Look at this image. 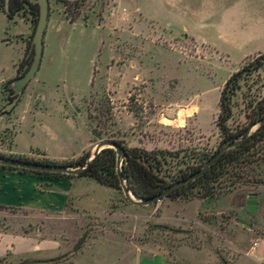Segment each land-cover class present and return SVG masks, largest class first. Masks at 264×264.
Wrapping results in <instances>:
<instances>
[{"label":"rangeland","instance_id":"374dc122","mask_svg":"<svg viewBox=\"0 0 264 264\" xmlns=\"http://www.w3.org/2000/svg\"><path fill=\"white\" fill-rule=\"evenodd\" d=\"M51 1L61 5L53 8L54 19L63 21L61 14L69 23H76L57 28L59 38L41 56L34 79L44 78V92L49 97L57 93L60 106L76 116L81 129L73 144L86 143L85 123L91 141L85 153L100 141L168 152L172 157L164 166L167 181L203 165L220 146L216 120L224 82L264 54L241 61L253 48L263 50L264 46L239 47L243 17L232 7L233 2L196 0L177 12L161 3L152 13L132 11L126 17L123 10L114 11L116 4L109 0ZM17 15L30 19L22 11ZM15 31H23L21 23ZM2 45L0 42V77L7 78L15 50ZM108 47L113 52L110 58ZM127 59L130 63L123 66ZM23 72L16 71L15 78ZM243 77L230 100L227 124L232 128L246 125L250 101L264 99V66ZM6 82L2 84L1 108L11 101ZM54 107L51 103L46 106L43 125L65 134L63 116ZM27 120L20 125L21 142L57 147L36 127L30 139ZM5 136L3 131L1 137ZM97 186L96 190L90 184L79 187L80 198H69L67 209L59 214L0 208V235L29 234L54 240L58 252L50 258H55L70 253L86 232L78 250L57 264H136L139 258L178 250L212 258L214 264H232L240 255L264 250V161L248 181H237L211 197L197 196L194 189L188 198L134 206L121 190ZM248 201H254L253 212L246 210ZM254 242L261 243L259 250L253 248ZM20 262L0 259V264Z\"/></svg>","mask_w":264,"mask_h":264},{"label":"crops","instance_id":"0c3cea01","mask_svg":"<svg viewBox=\"0 0 264 264\" xmlns=\"http://www.w3.org/2000/svg\"><path fill=\"white\" fill-rule=\"evenodd\" d=\"M116 5L114 11H124L126 17H130L132 11L145 13L156 11L161 8V3L168 10L181 11L189 3L196 0H109ZM201 1V0H200ZM204 2H217L220 0H203ZM225 2V0H223ZM232 7L238 8V15L243 17L240 25L242 31L241 42L239 47L248 48L253 43H263L264 46V3L259 0H231ZM49 13L48 21L43 36L42 57L49 52L53 41L59 38L58 27L63 29L67 24L74 25L76 22L69 23L61 17L63 21L54 19L53 8L59 9V3H53L48 0ZM231 7V8H232ZM192 8V6H191ZM28 14V13H27ZM29 15V14H28ZM18 23L23 26V31L17 33L15 27ZM56 24V25H55ZM98 28V26L96 27ZM60 30V29H59ZM30 19L22 18L17 14L12 19L7 17L0 10V42L3 48L8 51H14V57L10 59V71L7 78L0 77V155L9 157H24L33 159H47L54 162H63L77 159L87 152L91 141L90 132L85 123L84 128L87 132L86 143L82 145L73 144L74 137L80 132L79 123L76 122V116H71L70 111L60 106V100L57 93L53 96L47 95L43 90L45 83L44 78H35L30 80L22 94L19 96L17 103L8 112H3L2 107V84L15 78L17 65L23 58L26 45L31 36ZM258 50V46L253 48L249 54L243 56L244 61L258 53H264ZM12 55V56H13ZM113 55L112 49L107 48V57ZM110 60V59H109ZM240 61V62H241ZM130 63L127 59L123 66ZM116 62L114 63V65ZM139 64V58L137 60ZM48 98L51 100L48 101ZM55 106L59 114L63 116V128L65 134H58L54 130L43 125L42 118L46 114L48 104ZM5 106V105H4ZM70 113V116H69ZM79 118L80 115L78 114ZM74 117V118H73ZM26 119L29 122L30 139L34 136L35 127L42 129L43 133L51 142H56L57 147H47L40 142H29L24 144L19 140L20 125ZM5 132L6 136L1 137ZM31 141V140H30ZM93 181L73 176V177H39L30 173L18 171H9L0 169V208L2 209H19L34 213H63L67 209L69 198L77 201L81 193L78 191L82 186L90 184L93 189L98 186L91 185ZM254 201H248L246 210L254 211ZM261 243L254 247L258 249ZM260 249V248H259ZM258 249V250H259ZM57 243L49 238H37L34 235H0V259L6 258L9 262L16 263L23 260H46L51 259L57 254ZM243 256V257H242ZM61 262V261H60ZM57 262V263H60ZM51 263V264H57ZM98 264V263H97ZM136 264H214L212 258H200L189 250H178L171 254L157 253L150 257L139 258ZM232 264H264V250L254 253L240 255L233 260Z\"/></svg>","mask_w":264,"mask_h":264},{"label":"trees","instance_id":"16d2710c","mask_svg":"<svg viewBox=\"0 0 264 264\" xmlns=\"http://www.w3.org/2000/svg\"><path fill=\"white\" fill-rule=\"evenodd\" d=\"M62 3H72L60 0ZM79 1V0H78ZM5 0H0V10L7 17L12 19L14 15L22 11L28 13L32 26V33L37 21L38 7L36 3L28 0H8L9 12L4 11ZM76 2V1H73ZM72 23V21H71ZM31 39V36H30ZM30 41H28L23 58L17 65V72L24 71L31 62L32 52H28ZM264 66V54L259 55L248 64L231 74L224 82L219 95V113L216 120V127L221 136L220 146L236 141L253 124L264 117V99L249 102L245 113L246 125L242 127H230L227 122L231 117V97L239 90V81L243 76L249 75L252 71ZM23 74V73H22ZM11 81H7L9 85ZM12 90H10V93ZM123 149V159L120 170L129 192L138 199H146L156 195L170 184L184 179L201 166L183 171L180 175L167 181V169L172 155L165 151H146L138 147H127L121 142L114 141ZM89 153H84L77 159L63 162H54L47 159L20 158L45 164H62L67 167H77L82 165ZM211 157V156H210ZM208 157V159L210 158ZM207 160V159H206ZM264 161V122L260 124L250 135H248L239 145L225 151L220 158L199 178L191 181L174 191L165 198L191 197L192 191H197V196L211 197L216 195L225 187H230L237 181H248V177L253 174L254 168ZM203 164V163H202ZM3 170L30 173L39 177H73L59 174H45L18 170L7 167H0ZM77 177H85L95 181L97 184L115 190H121L119 181L115 173V152L106 148L101 150L89 163L84 171Z\"/></svg>","mask_w":264,"mask_h":264},{"label":"water","instance_id":"95a60500","mask_svg":"<svg viewBox=\"0 0 264 264\" xmlns=\"http://www.w3.org/2000/svg\"><path fill=\"white\" fill-rule=\"evenodd\" d=\"M68 2L78 1V0H65ZM30 3H36L38 7V14H37V21L31 35L30 45L28 52H32V59L28 66V68L21 74L20 76L11 80L9 87L12 90L10 93L11 101L7 103L3 107V112H8L12 109L13 106L18 101L19 96L22 94L23 90L25 89L26 85L30 82V80L34 77L35 73L37 72L40 60L43 51V36L45 32V28L48 21V13H49V3L48 0H28ZM4 11L5 13L9 12V3L8 0L4 2ZM264 122V117L262 120L258 121L256 124L251 125L239 139L232 143L223 144L218 147V149L214 152L211 157L206 160L203 165L196 170L195 172L191 173L184 179L178 180L168 187L163 189L161 192L157 193L156 195L146 198V199H138L133 196L126 187L125 181L121 174L120 166L123 159V149L119 144L114 141H100L97 143L91 152L89 153L85 162L77 167H67L62 164H45V163H37L32 161H26L20 158H14L9 156H1L0 155V167H7L13 168L18 170H25L31 172H38V173H45V174H59V175H66V176H77L82 171L86 169L92 159L103 149L109 148L115 152V173L119 181V186L124 198L134 206H148L159 202L160 200L167 197L172 191L175 189L196 180L197 178L201 177L219 158L220 156L227 150L239 145L248 135H250L260 124ZM170 232H176L180 234H185L186 231L183 230H173L167 229ZM86 236V232H83L78 241L72 247L70 253H74L78 250V248L83 243ZM70 253L51 258L46 260H25L18 264H51L57 263L62 259L66 258ZM224 264V263H223Z\"/></svg>","mask_w":264,"mask_h":264},{"label":"built area","instance_id":"2783aa9c","mask_svg":"<svg viewBox=\"0 0 264 264\" xmlns=\"http://www.w3.org/2000/svg\"><path fill=\"white\" fill-rule=\"evenodd\" d=\"M252 246H253V248L256 247V246H257V243L254 242V243L252 244Z\"/></svg>","mask_w":264,"mask_h":264}]
</instances>
